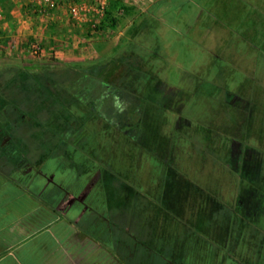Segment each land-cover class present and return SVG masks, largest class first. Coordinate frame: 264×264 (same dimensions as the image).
Returning <instances> with one entry per match:
<instances>
[{
  "label": "trees",
  "instance_id": "obj_1",
  "mask_svg": "<svg viewBox=\"0 0 264 264\" xmlns=\"http://www.w3.org/2000/svg\"><path fill=\"white\" fill-rule=\"evenodd\" d=\"M168 2L97 58L0 61V209L38 203L17 243L50 237L46 264H264L263 96L157 21ZM134 10L112 0L98 30Z\"/></svg>",
  "mask_w": 264,
  "mask_h": 264
},
{
  "label": "rangeland",
  "instance_id": "obj_2",
  "mask_svg": "<svg viewBox=\"0 0 264 264\" xmlns=\"http://www.w3.org/2000/svg\"><path fill=\"white\" fill-rule=\"evenodd\" d=\"M125 5L135 8L130 14L121 16L117 31L107 29L104 34L91 25L90 31L86 34L83 51L93 58L100 56L99 52L108 51L113 45V41H118L124 32L131 25L134 16L140 12H153V6L162 0H122ZM173 1V0H172ZM172 5L171 0L162 5L158 11L160 19L157 21L162 24L175 27L179 32L188 34L193 39L205 43L208 47H217L223 50L224 57L235 70H240L244 78L245 87L251 91H258L263 96L264 101V0H176V5L180 8L175 13L164 15L167 6ZM4 7H2V10ZM4 11V10H3ZM151 14V13H150ZM95 18V17H92ZM7 15L0 16V61L3 59H16L28 64L39 63L43 60L39 53L27 49L24 54H11L6 45L10 32L4 30ZM149 22V21H148ZM155 27L158 22L150 21ZM96 25V24H95ZM101 32L100 38H97L95 32ZM210 31L211 33L209 34ZM162 33L171 43L169 50L179 45L181 36L175 33L171 28L162 27ZM13 33L12 35H16ZM17 36V35H16ZM105 36V37H104ZM104 37V38H103ZM104 41L103 49H98L97 42L89 45L87 41ZM30 44V43H29ZM37 44H34L36 46ZM85 48V49H84ZM264 110L257 120L258 124L264 125ZM264 141V134L261 137Z\"/></svg>",
  "mask_w": 264,
  "mask_h": 264
},
{
  "label": "crops",
  "instance_id": "obj_3",
  "mask_svg": "<svg viewBox=\"0 0 264 264\" xmlns=\"http://www.w3.org/2000/svg\"><path fill=\"white\" fill-rule=\"evenodd\" d=\"M3 1L4 11L0 10V16L7 15L6 23L3 25L4 30L10 32L6 49L11 54H24L27 49L31 50L32 46L37 44L40 46V56L46 59L83 61L95 56L85 53L81 48L88 40L86 34L91 32V19L85 22L74 21L65 7L47 13L35 12L26 6L31 0ZM106 32L107 30L102 31L104 34ZM13 33H17V36L12 35ZM95 33L98 34L97 38H100L101 32ZM87 42L90 46L93 42L99 43V50L107 43L99 40ZM118 42L119 40L113 41L109 50ZM99 54L101 55V52ZM38 206L36 201L25 196L0 209V264H46L53 251L50 237L38 235L20 246L17 243L20 232L16 230V225Z\"/></svg>",
  "mask_w": 264,
  "mask_h": 264
},
{
  "label": "built area",
  "instance_id": "obj_4",
  "mask_svg": "<svg viewBox=\"0 0 264 264\" xmlns=\"http://www.w3.org/2000/svg\"><path fill=\"white\" fill-rule=\"evenodd\" d=\"M111 1L112 0H31L26 6L39 13H47L65 7L72 20L85 22L91 19L92 21L90 22L93 23L95 21L94 26L98 28L105 18ZM3 4L4 1L0 0V10L4 6ZM34 52L36 54L40 52L39 45L34 46Z\"/></svg>",
  "mask_w": 264,
  "mask_h": 264
}]
</instances>
